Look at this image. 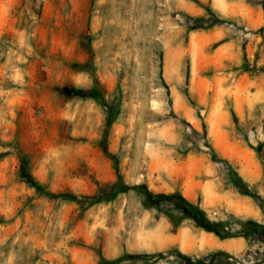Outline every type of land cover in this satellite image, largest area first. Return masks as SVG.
Wrapping results in <instances>:
<instances>
[{"label": "rangeland", "instance_id": "obj_1", "mask_svg": "<svg viewBox=\"0 0 264 264\" xmlns=\"http://www.w3.org/2000/svg\"><path fill=\"white\" fill-rule=\"evenodd\" d=\"M242 1L262 12L257 31L215 0H0V264H264V225L205 196L232 191L264 213V193L242 173L254 160L264 173V0ZM214 29L239 49L257 36L258 66L194 69L190 39ZM245 74L258 76L257 118L239 115ZM139 185L180 195L246 247L130 249L162 220L211 233L178 203L123 188ZM108 240L122 246L113 259ZM143 253L162 258L121 260Z\"/></svg>", "mask_w": 264, "mask_h": 264}, {"label": "crops", "instance_id": "obj_2", "mask_svg": "<svg viewBox=\"0 0 264 264\" xmlns=\"http://www.w3.org/2000/svg\"><path fill=\"white\" fill-rule=\"evenodd\" d=\"M206 1V0H202ZM214 1V0H213ZM215 7L218 12L227 16L239 15L241 21L251 31H257L263 25V15L257 5H244L242 0H215ZM183 9L191 15H198L202 10L190 2H184ZM225 9H222L223 7ZM226 32L214 29L209 32H198L190 39L189 47L194 69L198 72L215 69L225 63L229 68L236 66L245 58V63L251 64L253 61L258 66V37L254 36L244 49H239L235 40L223 41ZM219 42L211 52L210 45ZM255 51L257 56L254 57ZM244 94L240 101L239 115L242 117H258V76L250 77L245 74L242 78ZM243 179L249 184H256L257 194L264 193L261 183L264 181V173L259 161L254 160L253 167L245 169ZM258 183V186H257ZM214 184L210 183L208 187ZM199 188V185H196ZM206 196V202L215 206L221 203L228 210L236 215L253 218L264 225V213L260 207L251 199L242 197L232 191L217 192L212 196ZM196 193L190 195L191 200H195ZM165 220L160 221L152 229L147 231L145 239L141 243L132 244L130 249L145 250L147 252L162 251L170 246H175L181 253L187 255H198L202 248L208 251L224 250L231 253H238L246 247V242L241 238H228L220 240L214 234L200 232L198 229L181 227L171 232ZM200 244L202 246H200ZM120 244L114 240L104 243L103 254L106 258L113 259L121 252Z\"/></svg>", "mask_w": 264, "mask_h": 264}, {"label": "trees", "instance_id": "obj_3", "mask_svg": "<svg viewBox=\"0 0 264 264\" xmlns=\"http://www.w3.org/2000/svg\"><path fill=\"white\" fill-rule=\"evenodd\" d=\"M62 92L64 95L67 96H84L88 94V91L78 89V88H73V87H64L62 89ZM23 177L26 178V182L28 185H30L32 188H34L36 191L41 190V187L34 179L25 172H22ZM119 177V176H118ZM120 178V177H119ZM124 190H129V189H141L144 191L146 197L148 198H156V199H161V200H172L176 203H178L185 211V214L189 217L192 218L199 227H201L203 230L206 232H211L216 234L220 239H225V238H230L233 237L234 235L228 232H224L222 228L219 227V225H215L212 223H209L207 219L205 218L204 215H202L198 210L190 203H188L184 198H182L180 195H162V194H154L151 191H149L144 185H139V186H134V187H123ZM50 197H68L72 201H79V199L73 195L69 194H53V193H48L47 194ZM262 208H264L262 206ZM264 210V209H263ZM180 259H182L185 262H192L193 260L184 256V255H178ZM152 258H162L161 253H154V254H148V253H143V254H130V255H124L122 259L130 260L132 262L135 261H140V262H147V260L152 259ZM194 264H203L201 261L195 262Z\"/></svg>", "mask_w": 264, "mask_h": 264}]
</instances>
